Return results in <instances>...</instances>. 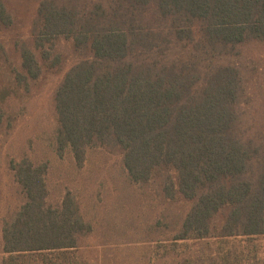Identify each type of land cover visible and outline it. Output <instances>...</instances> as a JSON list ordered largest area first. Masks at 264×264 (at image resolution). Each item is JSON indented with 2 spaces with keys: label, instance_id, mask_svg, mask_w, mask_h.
Segmentation results:
<instances>
[{
  "label": "trees",
  "instance_id": "trees-1",
  "mask_svg": "<svg viewBox=\"0 0 264 264\" xmlns=\"http://www.w3.org/2000/svg\"><path fill=\"white\" fill-rule=\"evenodd\" d=\"M0 23L12 24L4 0ZM32 39L26 85L57 66V40L77 54L55 92L59 149L80 166L118 149L130 179L160 176L169 199L191 202L176 239L220 243L208 264H264V136L242 126L247 86L229 60L264 41V0H41ZM4 114L0 101V124ZM13 169L26 202L3 229V264H78L90 226L73 197L52 208L46 165L25 157ZM230 239L247 244L224 248Z\"/></svg>",
  "mask_w": 264,
  "mask_h": 264
},
{
  "label": "rangeland",
  "instance_id": "rangeland-1",
  "mask_svg": "<svg viewBox=\"0 0 264 264\" xmlns=\"http://www.w3.org/2000/svg\"><path fill=\"white\" fill-rule=\"evenodd\" d=\"M4 2L12 24L0 23V101L5 112L0 124V264L3 229L26 202L13 169L25 157L36 166L47 167V204L61 208L64 198L73 197L90 226L79 236L75 263L185 264L183 260L190 257L194 264H208L211 250L221 244L212 240L208 247L206 240L176 239L191 202L169 199L162 190L163 178L133 181L116 148L93 149L82 166L69 146L59 149L55 92L77 54L70 41L59 39L55 43L61 56L57 66L44 67L42 75L28 85L20 82L22 50L33 47L32 27L41 0ZM229 60L239 66L247 86L242 126L250 137L264 136V41L242 44L239 55ZM255 243L264 259V237ZM246 244L230 239L222 245L239 248Z\"/></svg>",
  "mask_w": 264,
  "mask_h": 264
}]
</instances>
